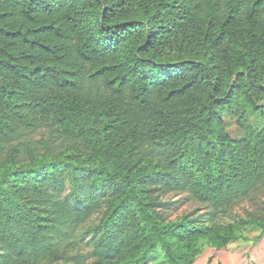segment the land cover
<instances>
[{
    "label": "trees",
    "instance_id": "trees-1",
    "mask_svg": "<svg viewBox=\"0 0 264 264\" xmlns=\"http://www.w3.org/2000/svg\"><path fill=\"white\" fill-rule=\"evenodd\" d=\"M250 227L264 0H0V264H195Z\"/></svg>",
    "mask_w": 264,
    "mask_h": 264
},
{
    "label": "rangeland",
    "instance_id": "rangeland-1",
    "mask_svg": "<svg viewBox=\"0 0 264 264\" xmlns=\"http://www.w3.org/2000/svg\"><path fill=\"white\" fill-rule=\"evenodd\" d=\"M223 118L226 121L227 130L234 137L241 135L242 129L239 127L236 116L225 112ZM168 197L173 200L181 197V195H169ZM199 206V203L189 201L170 213V216L176 218L197 209ZM251 208L249 202H243L236 207L235 212L244 214L246 210ZM260 232L261 230L257 227L247 228L243 232L246 237L235 239L221 248L204 242L202 243L203 251L196 258L195 264H264V235L257 239Z\"/></svg>",
    "mask_w": 264,
    "mask_h": 264
}]
</instances>
